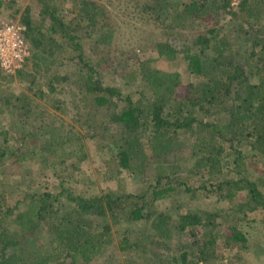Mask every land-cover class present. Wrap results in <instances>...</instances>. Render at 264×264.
Listing matches in <instances>:
<instances>
[{"label":"trees","instance_id":"16d2710c","mask_svg":"<svg viewBox=\"0 0 264 264\" xmlns=\"http://www.w3.org/2000/svg\"><path fill=\"white\" fill-rule=\"evenodd\" d=\"M33 2L36 16L22 0H0L29 50L0 78H18L33 94L0 89V264H88L113 255L115 238L126 264H217L218 241L241 252V224L264 223V191L223 168L241 167L247 151L264 156V0H137L148 36L122 50L99 1ZM62 85L73 90L84 137L100 157L110 154L114 188L78 190L71 167L84 158L83 134L62 132L56 114L40 119L32 96ZM184 158L194 161L188 169L177 163ZM113 169L147 176V189L127 192ZM200 170L205 182L194 185L187 178ZM170 193L177 198L162 205ZM207 196L227 201L226 210L196 208Z\"/></svg>","mask_w":264,"mask_h":264},{"label":"rangeland","instance_id":"374dc122","mask_svg":"<svg viewBox=\"0 0 264 264\" xmlns=\"http://www.w3.org/2000/svg\"><path fill=\"white\" fill-rule=\"evenodd\" d=\"M23 6L29 5L31 8V12L33 16H36L37 9L33 0H22ZM71 1V0H70ZM100 4L105 6L107 10L108 17L110 23L113 24L115 29L119 31V38L117 39L119 47L123 49H129L131 46L135 45L136 40L138 39H146L148 36V32L145 31L144 26L139 20L138 16V5L135 3L137 0H97ZM139 1V0H138ZM235 5V1L233 2ZM73 4H68L67 9H71ZM10 9H6L4 11H0V17L6 20H9V12ZM228 20V17L223 19V23ZM230 30L231 27H226L225 31ZM181 38H189L190 36L184 31L180 34ZM175 43L173 40L171 41ZM177 46H179L176 43ZM117 49V48H116ZM118 57L121 58L122 54L120 51L116 52ZM258 55L262 54L260 50L257 52ZM264 54V53H263ZM148 53H141V57L147 56ZM123 59V57H122ZM64 71H68V69H64ZM183 82L190 81V75L184 70V68H180ZM39 77V76H38ZM41 82V81H40ZM43 85L40 83V86ZM28 84L24 81L18 80V78H0V89L10 91L15 94L26 92L28 95H33L32 91L27 90ZM44 86V85H43ZM46 91L43 97H39L35 95L32 98H35L33 102L38 104V108H40V119L42 117H48L49 114H56L57 118H53L56 122V126L62 124V132H66L67 129L71 128L72 131H77L80 134H83V151L84 158L80 160L76 166H72V170L77 172V179L72 181L74 184L78 186V190H82V187L88 191L97 192L101 187H112L115 185L113 181L107 180L106 170L109 169V153L106 156L104 153L102 157L99 156V152L94 149L91 142L84 137V131L77 125L74 121L73 113L74 109L72 108V102H70V95L72 94V88L68 85H62L61 88H56L52 92H48L45 87H43ZM58 103L59 106H63L60 110L55 109L52 104ZM46 112L48 114L46 115ZM44 118V119H45ZM39 119V120H40ZM48 120L50 118H47ZM44 127V126H43ZM82 130V131H81ZM54 132V131H53ZM188 136H183V141L188 140ZM80 145V144H79ZM244 148V147H243ZM245 151V148H244ZM251 154L249 151L245 152L243 165L238 168H230V166L223 168L226 172V177L235 179L238 178L237 172L242 170L244 175L251 177L252 179H256L258 181L259 187L264 191V156L257 157L256 159H249L248 155ZM107 160V161H106ZM104 161V162H103ZM224 161V160H223ZM226 161V159H225ZM182 169H188L190 165L194 164V161L191 162L186 158L178 160L177 162ZM63 167H66L63 166ZM114 174L121 180L122 187L130 193H138L140 191H144L147 189V176L140 175L138 176L136 173L127 172L125 169H113ZM235 171V172H233ZM150 173V170H149ZM199 174H194V176H190L187 179L194 185L204 183L206 179V174L203 170L198 172ZM224 178V176L222 177ZM185 180V178H184ZM150 190V189H149ZM186 197L187 194L185 191H182L181 197ZM170 200L165 199L161 200L160 203L162 205H166L168 203H172L174 198H177V195L170 193ZM195 207L201 210H212L217 211L218 209H222V213L226 210L225 204L227 201H223L215 196H207L201 199H198L194 202ZM191 202L190 204H194ZM224 205V206H223ZM222 207V208H221ZM216 209V210H214ZM226 216V215H225ZM216 224V228L223 234L227 232L225 230L224 220L226 217L220 216ZM243 223L241 224V228L244 231L248 241L245 242V246L243 248L236 247V250H241L237 254H234V249H229L223 246L222 241H218L215 245V253L218 257L216 261L217 264H264V223L253 222L248 226ZM137 226V225H136ZM138 229V228H136ZM45 235L40 234L39 239L44 240ZM112 248L114 249L113 255L109 253H105L101 255L97 260H93L88 264H113V260L120 262L121 264H126L125 254L119 249L117 245V238H115ZM235 247V246H234ZM237 256H240V259H236ZM50 264H79L77 262L73 263L69 259H63L58 261L57 263ZM85 264V263H81ZM180 264V263H177Z\"/></svg>","mask_w":264,"mask_h":264},{"label":"built area","instance_id":"2783aa9c","mask_svg":"<svg viewBox=\"0 0 264 264\" xmlns=\"http://www.w3.org/2000/svg\"><path fill=\"white\" fill-rule=\"evenodd\" d=\"M18 21L0 17V68L11 75L20 69L29 55Z\"/></svg>","mask_w":264,"mask_h":264}]
</instances>
